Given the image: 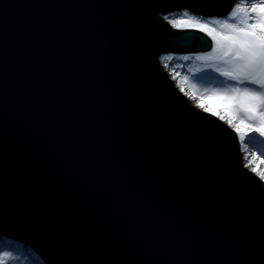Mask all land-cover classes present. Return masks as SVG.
I'll use <instances>...</instances> for the list:
<instances>
[{"label":"water","instance_id":"95a60500","mask_svg":"<svg viewBox=\"0 0 264 264\" xmlns=\"http://www.w3.org/2000/svg\"><path fill=\"white\" fill-rule=\"evenodd\" d=\"M236 0H0V236L43 264H264V184L158 63L161 14Z\"/></svg>","mask_w":264,"mask_h":264},{"label":"rangeland","instance_id":"374dc122","mask_svg":"<svg viewBox=\"0 0 264 264\" xmlns=\"http://www.w3.org/2000/svg\"><path fill=\"white\" fill-rule=\"evenodd\" d=\"M257 3H259V0H236L232 7L233 12L235 11L236 14H231L230 16H202L199 14H192L183 9L161 14V17L172 28L176 29L186 27H177L172 23L173 21L191 20L193 23L207 24L217 32L226 33L227 30L223 28L225 21L229 24H236L237 26L245 19H247L249 23L254 22V14L251 13V7L253 4ZM241 9H247V11L242 12ZM193 29L199 30V28ZM203 33L208 36L206 32ZM208 37L211 41V47L207 52H164L158 59L165 72L171 78L174 86L195 107L202 111H204V109L200 107L202 100L206 101L205 107H208L209 105L207 102L210 101V98H214L215 94H238L233 88V86L237 85V81L229 80L227 77L221 75V72L229 71L235 66L234 58L231 54L225 55L224 50L217 41L212 40L210 36ZM206 54L211 55L209 56ZM200 65L210 74L203 76L202 81L197 80L194 73H192L193 70L189 69L191 67L195 69ZM208 65H212V67H208ZM217 68H219L220 71H216ZM239 87L242 88L244 86L239 85ZM211 102H215L214 99H212ZM220 115L225 116V119L220 120L219 116L214 117L225 123L231 130L235 131V129L227 123V114L221 111ZM235 122L236 121H234V123ZM237 135L239 138V145L241 146L239 151L243 165L246 166L248 170L256 173L264 184V136L257 133L249 138L245 137L244 140H241L240 133H237ZM28 260L25 254L19 253L11 248L10 245H2L0 243V264H30Z\"/></svg>","mask_w":264,"mask_h":264},{"label":"snow or ice","instance_id":"6c2138e0","mask_svg":"<svg viewBox=\"0 0 264 264\" xmlns=\"http://www.w3.org/2000/svg\"><path fill=\"white\" fill-rule=\"evenodd\" d=\"M241 11L246 12L247 9ZM251 13L254 14V22L251 23L245 19L237 26L225 21L223 28L227 30L226 33L217 32L207 24H197L191 20L172 22L177 27L199 28L201 32H206L212 40L217 41L225 55L231 54L234 58L235 66L229 71L221 72V75L237 81L233 88L238 94H215L207 102L208 107H205L206 101L203 100L200 107L206 113L219 116L220 120L225 119L220 112L226 113L227 123L240 133L241 140L257 133L264 136V0L252 5ZM235 14L234 11L232 15ZM216 71L220 69L217 68ZM212 99L215 102H211Z\"/></svg>","mask_w":264,"mask_h":264},{"label":"trees","instance_id":"16d2710c","mask_svg":"<svg viewBox=\"0 0 264 264\" xmlns=\"http://www.w3.org/2000/svg\"><path fill=\"white\" fill-rule=\"evenodd\" d=\"M191 67V66H190ZM193 70L192 73H194L197 80L202 81V77L205 75H210L208 71H205L204 68L200 65L197 66L195 69L193 67L189 68ZM0 243L2 245L7 244L10 245L11 248L15 249L21 254H25L27 258L29 259L30 264H43V262L40 260V258L32 251L31 248H29L27 245L13 241L11 239H7L0 236Z\"/></svg>","mask_w":264,"mask_h":264},{"label":"bare ground","instance_id":"6f19581e","mask_svg":"<svg viewBox=\"0 0 264 264\" xmlns=\"http://www.w3.org/2000/svg\"><path fill=\"white\" fill-rule=\"evenodd\" d=\"M232 7H233V5H232ZM232 7L228 10V12L225 14V15H227V16H230L232 13H233V10H232ZM209 49H210V47H209ZM207 51H209V50H206V51H197V53H199V52H207ZM164 53V52H163ZM162 53H160L159 55H158V57H157V60L159 59V57H160V55H161ZM158 63L160 64V62H159V60H158ZM160 66H161V64H160ZM161 68L163 69V67L161 66ZM164 70V69H163ZM164 72H165V70H164ZM166 73V72H165ZM167 74V73H166ZM167 76H168V78L171 80V78L169 77V75L167 74ZM172 81V80H171ZM188 100V99H187ZM189 101V100H188ZM190 102V101H189ZM190 104L191 105H193L191 102H190ZM194 106V105H193ZM195 107V106H194ZM197 108V107H196ZM225 124V123H224ZM233 131V130H232ZM234 132V135H235V138H236V141H237V144H238V147L240 148L241 146L239 145L240 143H239V138H238V135H237V133L235 132V131H233ZM240 152V151H239ZM241 155V154H240ZM241 162H242V158H241ZM242 165H243V163H242ZM244 166V165H243ZM244 167H246V166H244ZM250 171V170H249ZM252 172V171H251ZM257 178H258V176L256 175V173H254V172H252ZM259 179V178H258ZM260 180V179H259ZM261 181V180H260Z\"/></svg>","mask_w":264,"mask_h":264}]
</instances>
